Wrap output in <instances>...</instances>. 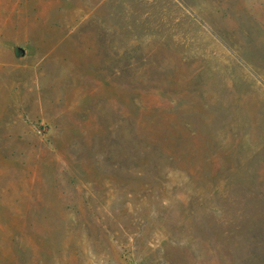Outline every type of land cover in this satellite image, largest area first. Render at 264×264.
I'll list each match as a JSON object with an SVG mask.
<instances>
[{
	"label": "rangeland",
	"instance_id": "1",
	"mask_svg": "<svg viewBox=\"0 0 264 264\" xmlns=\"http://www.w3.org/2000/svg\"><path fill=\"white\" fill-rule=\"evenodd\" d=\"M0 264H264V0H0Z\"/></svg>",
	"mask_w": 264,
	"mask_h": 264
}]
</instances>
